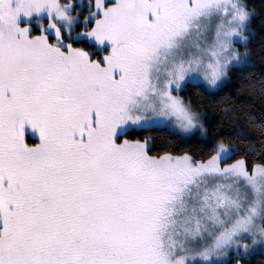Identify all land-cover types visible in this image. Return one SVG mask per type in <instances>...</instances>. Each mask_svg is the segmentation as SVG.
Instances as JSON below:
<instances>
[{
    "label": "snow or ice",
    "instance_id": "snow-or-ice-1",
    "mask_svg": "<svg viewBox=\"0 0 264 264\" xmlns=\"http://www.w3.org/2000/svg\"><path fill=\"white\" fill-rule=\"evenodd\" d=\"M255 16L249 0H0V264H264ZM160 127L163 150L130 138Z\"/></svg>",
    "mask_w": 264,
    "mask_h": 264
},
{
    "label": "trees",
    "instance_id": "trees-1",
    "mask_svg": "<svg viewBox=\"0 0 264 264\" xmlns=\"http://www.w3.org/2000/svg\"><path fill=\"white\" fill-rule=\"evenodd\" d=\"M249 3L254 4L258 12H264V0H249ZM261 16H255L252 19L251 26L253 28L252 36L247 44L248 49L253 53L252 59L256 64V71L253 73L254 79H259L264 76V25H261ZM230 91H235L234 88H225L221 95H224ZM194 92L193 85L187 84L180 95L188 98L192 96ZM205 110L208 115L205 117V124L209 128V135L211 136L215 132H219L221 135H227L230 131L228 124L222 123V116L218 110L213 107L205 106ZM150 136L156 144V148L153 151L163 150V145L172 139L171 134L167 128L160 127L154 128L150 131H133L130 133V138H143L144 136ZM245 264H260L259 256H253L251 261H245Z\"/></svg>",
    "mask_w": 264,
    "mask_h": 264
},
{
    "label": "rangeland",
    "instance_id": "rangeland-1",
    "mask_svg": "<svg viewBox=\"0 0 264 264\" xmlns=\"http://www.w3.org/2000/svg\"><path fill=\"white\" fill-rule=\"evenodd\" d=\"M249 29L251 30V32L253 33V28H252V26H251V23L249 24ZM249 42V41H248ZM248 44V43H247ZM240 49H241V51H243L244 50V48H245V45H243V44H240V45H237ZM246 47H247V45H246ZM248 48V47H247ZM187 85V84H186ZM186 85H184V87L183 88H185V86ZM181 92V91H180ZM180 92H179V95H180ZM229 264H235V261L234 260H232V261H230L229 262ZM244 264H245V261H244Z\"/></svg>",
    "mask_w": 264,
    "mask_h": 264
}]
</instances>
